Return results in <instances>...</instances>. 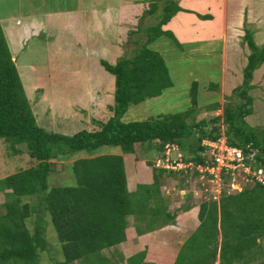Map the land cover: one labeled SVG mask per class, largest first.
<instances>
[{"label":"trees","instance_id":"trees-1","mask_svg":"<svg viewBox=\"0 0 264 264\" xmlns=\"http://www.w3.org/2000/svg\"><path fill=\"white\" fill-rule=\"evenodd\" d=\"M148 3L144 15L158 17L159 22L141 30L147 37L145 41L136 39L131 54L116 64L102 61L115 77L113 116L105 123L96 122L100 127L97 131L82 130L74 135L40 126L0 23V139L13 148L24 145L36 162L0 180V191L11 190L7 213L0 216V264H41V252L50 250L45 229L47 214L52 217L63 249V260L52 257L54 264H121L124 259L118 248L127 241L128 230L134 229L141 236L156 230L152 227L158 221L160 228L176 225L182 213L193 209L194 205L189 204L171 210L170 202L162 195L167 188L161 186V178L181 174L187 187V180L195 172L155 167L153 184L140 185L130 192L123 155L100 154L103 147H120L124 154H133L140 144L151 149L155 146L157 152H162L167 144H178L183 149L186 140L198 134V147L190 145L193 160L205 164L208 157L199 154L207 150L203 141L226 136L230 146L243 150L247 165L255 171L264 170V130L248 122L255 112L251 92L256 88L254 74L264 64V46L257 44L248 27L245 41L250 55L244 79L227 98L222 115L210 121H195L199 107L195 82L188 110L143 121L124 120L132 106L173 87L165 57L154 46L159 39L174 37L163 26L183 9L176 0ZM220 108L219 103L207 106L210 110ZM81 153L89 156L69 166L76 184L51 185L54 161ZM190 194L186 200L195 203ZM28 197L37 198V203H26ZM34 215L37 221L32 232L28 222ZM198 218L200 226L183 243L174 264H264V183L256 180L247 183L242 192L225 193L219 202L201 203ZM146 255L147 251H142L129 258L128 264H144Z\"/></svg>","mask_w":264,"mask_h":264},{"label":"rangeland","instance_id":"rangeland-1","mask_svg":"<svg viewBox=\"0 0 264 264\" xmlns=\"http://www.w3.org/2000/svg\"><path fill=\"white\" fill-rule=\"evenodd\" d=\"M77 1L0 0V23L11 50L16 53L15 61L38 122L48 131L67 135H74L82 130L97 131L100 127L96 122L105 123L113 116L111 107L114 105L116 87L113 80L115 77L106 71L102 61L109 60L113 64L121 57L130 55L136 47L134 41L136 39L145 41L147 38L141 30L159 22L158 17L151 14L144 15L149 6L144 12L140 9L136 10L135 17L131 20L129 16L128 21H122L125 17L123 15H121L122 20L118 21L119 15H115V12L111 10L108 12L100 10L93 16L92 12L88 11L87 14L95 18L92 23L90 20L88 23L87 18L84 22L85 16L81 11L72 12L77 7ZM108 19L111 24L108 23ZM250 26L256 33L261 32L258 39L264 43V26L258 28L252 24ZM78 38H81L82 42H77ZM244 42H241L243 46L246 45ZM162 43H164L162 46L158 44L156 46L163 50L173 87L159 97L132 106L124 120L143 121L163 114L188 110L192 106V91L195 82L198 83L199 100L195 121H210L222 115L227 98L243 81V70H236L237 73L234 76L237 77V81L232 84L223 78L222 43L214 42L215 50L213 51L209 48L198 51L180 49L170 37L164 38ZM110 50L111 53H109ZM249 53L250 50L246 46L244 55L248 56ZM244 57L241 55V61ZM263 67L264 65L260 69ZM260 69L255 73L253 82L256 88L251 92L255 98V112L248 117V122L251 126L264 130V69ZM214 103H219L221 108L219 110L207 109V106ZM198 138L197 134L186 140L183 150L190 159L194 157L190 145L197 148ZM154 148L155 146L151 149L148 146L137 144L133 154H125L124 158L135 179L137 173H142L145 179H149L152 178L151 172H157L154 162L159 152ZM26 150L24 145L13 148L9 142L0 139V180L36 165ZM100 154L123 155L124 153L120 147L106 146L101 149ZM88 156L86 153H81L71 159L55 160L51 185H75L76 178L71 175L69 166L74 161ZM142 167L147 171H142L140 169ZM235 179L237 180L234 181L233 178L231 182L228 180L221 186L207 182V186H212L209 190L217 194H219L217 190L219 187H224L223 193L234 194L235 191H243L249 181L248 177L237 173ZM146 181L145 183L153 184L151 180ZM135 182L137 183V180ZM187 183L186 187L181 174L175 177L173 175L164 176L161 178V186L167 190L162 191V195L165 201L170 202V205L173 204L174 210L180 206L194 205L184 218H193L196 224L200 225L201 221L197 219L200 204L219 201H214L210 192L207 193V197L204 196L201 186L188 180ZM131 187L134 191V185ZM10 192L11 190L0 191V216L7 213V203L11 201L8 195ZM182 192L184 196L181 195ZM190 192L192 195L189 196L195 198V203L193 200L190 201L191 203L186 200V195ZM217 198L220 196L217 195ZM25 202L35 204L37 198L28 197L25 198ZM155 205L156 203L153 207ZM36 221L37 216L34 215L28 222L32 232H35ZM158 223L159 221L152 228L159 229ZM45 229L50 250L41 252L40 262L41 264H54L51 258L56 257L57 260H63V249L49 214L46 215ZM193 230L191 227L181 236L180 232L174 229H164L166 238L163 241L170 247L173 243L177 248L187 240ZM151 238L147 237L143 241L156 244L155 241L160 239V237ZM132 240L126 245H130L129 247H133L136 251L137 245L139 246V243L143 241L135 234L134 236L132 234ZM261 244L264 250V238ZM137 262L136 264H141L140 261ZM73 264H80V261ZM121 264H128V262L121 260Z\"/></svg>","mask_w":264,"mask_h":264},{"label":"crops","instance_id":"crops-1","mask_svg":"<svg viewBox=\"0 0 264 264\" xmlns=\"http://www.w3.org/2000/svg\"><path fill=\"white\" fill-rule=\"evenodd\" d=\"M148 1L149 0H78L77 7L74 8L72 12L75 13L81 11V13H83L85 16H83L84 22L88 20V23L89 20L92 23V20L95 18L89 16L87 14L88 11L89 13L92 12L93 16L95 12L100 10H105L106 12L111 10V12H115V15H119L118 21L120 19L122 20L121 15L125 16L123 17L122 21H128V18H130L129 16H131V20L135 17L134 15H136V10L140 9L144 12L149 4ZM109 2L111 3L109 4ZM176 2L183 9V11L178 12L166 25L163 26L164 31H170L173 33L174 37L170 38L175 42L176 46L180 49L187 48L190 51H198L201 49L204 50L205 48H209V50L213 51L215 50L213 43L218 41L222 43V70L224 71L223 78L226 80V82L229 81L232 84L237 81V77L234 76L237 73L236 70H243L244 79V70L248 65V58L250 55V53L248 56L244 55L246 53V46H248L247 42L245 41L246 27L250 28L254 32L257 44L259 46H264V43L260 42L258 39V36L261 32L256 33V31L250 26L251 24L257 28L264 26L263 0H260V2L259 0H176ZM200 15H208L211 18L207 20L201 19L199 17ZM108 23L111 24L109 19ZM99 26H101V24H99ZM163 39L164 38L159 39L155 44L162 46L164 44L162 43ZM78 41L82 42L81 38H78L77 42ZM241 42H244L246 45L243 46ZM154 48L164 56L163 50H161V48L157 47L156 45ZM109 53H111V50ZM15 54L16 53L14 52V59L16 58ZM241 55L242 57L245 56L242 58V61ZM117 61H115L113 64H116ZM109 62L111 63V61ZM262 65L257 69V71L262 67ZM262 69H264V67ZM228 76L230 78H228ZM255 76L256 74H254V79ZM241 84L242 83H240V85ZM123 157H125V154H123ZM125 163L130 192H135L140 185H150V183H145L147 182L146 180H151V183L154 182L152 172V178L145 179L142 173H140L141 175L137 173V177L135 179L129 170V164L126 159ZM140 169H142V171L146 170L144 167ZM135 180H137V183ZM131 185H134V191H132ZM182 194L184 193L182 192L181 195ZM172 205L170 206L171 210L173 209ZM182 214L183 215L180 216V220L176 225L159 228L141 236H139L134 229L128 230L127 241L119 245L118 248L120 257H123L125 262H128L129 258L134 257L138 253L146 250L147 255L144 260V264H174L180 253L183 243L178 245L177 248H175V244L173 243L172 245L174 246H168V244L163 241L166 238L164 237V229H174V231L180 232V235L182 236L184 235V232H188L189 228L193 227L194 230L189 234L191 236L200 226L196 224L193 218H184L185 215L188 214L187 212ZM197 219L199 220V218ZM132 234L133 236L135 234V236L138 239H142V241L145 238L147 239V237H152L151 239L160 237V239L159 241H155L156 244L145 241L140 242L139 246L137 245L136 251H134L133 247L126 245L132 240Z\"/></svg>","mask_w":264,"mask_h":264},{"label":"built area","instance_id":"built-area-1","mask_svg":"<svg viewBox=\"0 0 264 264\" xmlns=\"http://www.w3.org/2000/svg\"><path fill=\"white\" fill-rule=\"evenodd\" d=\"M202 145L207 148L206 151L199 154L204 157H208V161L205 164L197 163L196 161L187 157L185 151L178 144H167L165 150L158 153L155 159V167L172 170L175 172L188 171L195 172L196 175L192 176L190 181L196 185L201 186L204 190L203 195L207 197V193L210 192L213 195L214 201H220L224 187H219L217 192L210 191V187L207 186V182L221 186L224 182L235 179L236 174L240 176H247L250 181L256 180L264 183V170H253L249 165L245 163V155L242 149L230 146L226 136L219 138L218 140H204ZM190 159V160H189ZM210 159V160H209ZM242 174V175H241ZM231 176V179L227 176ZM234 186V185H233ZM209 187V188H208ZM226 189V188H225ZM206 190V191H205ZM242 192V191H235ZM226 194H233L228 193ZM217 195L220 198H217Z\"/></svg>","mask_w":264,"mask_h":264}]
</instances>
